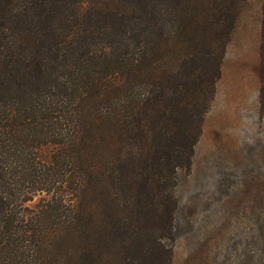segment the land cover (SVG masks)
Instances as JSON below:
<instances>
[{
  "label": "trees",
  "instance_id": "obj_1",
  "mask_svg": "<svg viewBox=\"0 0 264 264\" xmlns=\"http://www.w3.org/2000/svg\"><path fill=\"white\" fill-rule=\"evenodd\" d=\"M246 2L0 0V264H171Z\"/></svg>",
  "mask_w": 264,
  "mask_h": 264
},
{
  "label": "rangeland",
  "instance_id": "obj_2",
  "mask_svg": "<svg viewBox=\"0 0 264 264\" xmlns=\"http://www.w3.org/2000/svg\"><path fill=\"white\" fill-rule=\"evenodd\" d=\"M263 0H247L190 171L178 174L171 264H264ZM52 146L43 148L50 158ZM45 194H38L34 206Z\"/></svg>",
  "mask_w": 264,
  "mask_h": 264
}]
</instances>
